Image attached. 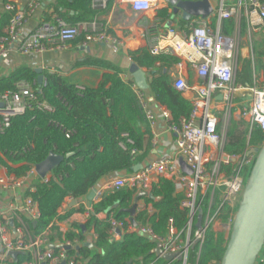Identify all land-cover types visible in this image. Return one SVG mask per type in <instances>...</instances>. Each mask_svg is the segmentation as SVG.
I'll list each match as a JSON object with an SVG mask.
<instances>
[{
    "label": "built area",
    "instance_id": "built-area-1",
    "mask_svg": "<svg viewBox=\"0 0 264 264\" xmlns=\"http://www.w3.org/2000/svg\"><path fill=\"white\" fill-rule=\"evenodd\" d=\"M45 1L28 0V14L18 10L14 3L4 7L6 11H13L14 16L5 36L0 38V60H6L13 50L24 56H39L49 51L62 50L80 37H84V47L89 44L107 45L115 54L124 48L123 39L114 36L107 26L99 24L97 18L71 26L56 16L53 21H42L34 31L23 34L25 24L30 17L41 11ZM116 1L129 6L134 13L160 17V0ZM108 2L94 0V8L104 9ZM166 4H169L168 0ZM245 13L256 17L258 25L264 29V0H240L234 7L222 4L217 12V30L208 24L198 25L195 22L188 29L182 30L171 19L167 22L170 24L168 28L167 23H155L148 33L147 48L152 55L167 54L180 59L174 68V88L191 104V115L188 119L173 121L171 112L165 106L149 99L144 90L133 85L139 105L153 132L162 122L166 130L175 135L173 153L142 165L131 175L124 172L113 175L103 187L93 189L95 204L101 201L105 193L121 188L135 190L137 196L145 193L149 197L153 184L163 178L174 182L177 192L184 195L181 206L187 211V222L178 228L174 219H169L164 235L157 234L149 221L136 224L135 220H131L127 229L125 222L114 217L108 219L111 242L120 241L127 229L156 245L154 258L145 264H199L208 231L215 229L226 205L235 208L240 201L245 181L243 171L254 162L256 154L251 147L243 155L227 154V132L233 121L245 122L249 127L248 145L255 128H260L264 133V83H259L257 79L250 35L247 47L254 72L253 84L237 82L241 38L239 32L234 36L224 35L220 25L226 18H235L240 24ZM188 67H191L198 80L194 85L189 84L184 73ZM36 83H23L14 92H0V104H3L0 108V133L9 128L12 118L23 115L30 107V102L37 100V94L46 85V79L43 78L42 85L35 90L33 86ZM218 96L222 99L219 100ZM39 109L53 112V108L45 103L39 104ZM154 136L157 137L156 134ZM37 175L35 167L25 177L19 178L12 174L0 176V264H14L24 254L29 255L30 260L23 264H86L78 258V253L69 254V251L78 252L81 246L78 239L56 246L50 242L47 232L32 234L30 225L38 223L41 218L38 203L28 195L35 192V186L28 190L27 195L22 191L31 183L30 178ZM51 175L41 180L47 183ZM68 200L76 201L72 198ZM145 207L138 208L137 212L146 210L149 215L154 214L151 204ZM92 213L93 208H86L82 213L85 222ZM200 215L202 217L198 226ZM100 216L97 215L98 220ZM229 223L232 224V220ZM86 233L89 238L84 244L93 245L98 239L95 230ZM158 248L161 252L159 255L156 254ZM14 253L18 255L14 256ZM165 256L174 258L166 260ZM258 260L264 264V247Z\"/></svg>",
    "mask_w": 264,
    "mask_h": 264
},
{
    "label": "trees",
    "instance_id": "trees-1",
    "mask_svg": "<svg viewBox=\"0 0 264 264\" xmlns=\"http://www.w3.org/2000/svg\"><path fill=\"white\" fill-rule=\"evenodd\" d=\"M54 1L56 13L71 26L90 22L97 14L94 0ZM111 1L109 0L108 6ZM7 4L8 0H1L0 8ZM13 16V11H0V38L5 36ZM168 16V11H161L163 25ZM243 18L240 31L245 35L247 26ZM236 26L235 18H226L222 20L221 31L226 36H232ZM82 39L76 41L82 42ZM129 56L133 64L150 74L149 92L154 101L171 112L173 121L188 119L192 112L191 104L174 88V68L180 63V59L167 54L154 56L147 47L130 52ZM86 64L105 67L112 73L103 76L102 84L97 89L84 90L69 84L57 73H44L46 85L37 94V100L30 102V107L23 115L12 118L9 128L0 133V169L4 168L10 175L21 178L44 162L51 153L64 157L72 154L53 170L47 183L39 179L35 192L28 194L38 203L41 212L36 227L30 225L32 234L47 232L51 243L56 240L65 243L78 239L81 242L78 252L69 251V254L78 253V258L86 264H145L154 258L156 245L127 230L131 221L128 210L133 207L137 197L135 190L121 188L110 191L104 194L100 202L93 204V213L84 223L86 232L94 229L98 236L93 248L84 244L87 233L82 226L71 224V230L67 233L58 226L60 223H69L75 214L86 211L85 206L80 205L70 207L61 214L67 199L85 198L106 177L122 172L128 175L135 173L137 167L143 165L151 149L150 143L145 141L150 131L146 126L144 113L131 86L119 77L121 70L105 62L90 60ZM255 70L264 71L262 55H256ZM37 78L35 70L22 67L0 79V92L17 91L22 82L33 84L37 82ZM253 79L252 62L244 59L237 74V82L252 85ZM33 88L39 89L38 83ZM41 103L51 106L53 112L39 109ZM245 127V122L231 123L226 138L227 154L243 155L250 147L261 149L264 146V133L258 127L251 133L248 145ZM256 159L257 155L254 162L243 171L244 187ZM141 199L146 205L152 204L155 212L152 215L146 210L136 212V224H146L149 221L159 235L167 232L169 219H174L178 228L186 224L187 211L181 206L184 195L177 192L174 182L160 179L153 184L150 196ZM241 200L242 198L235 208L228 205L223 208L219 216L221 222L229 223L232 220L233 228ZM116 204L117 208L112 209ZM101 213L106 214L107 218L98 220L97 215ZM111 217L126 224L127 229L120 241L111 242L109 239L108 219ZM230 237L231 235L226 239L223 233L210 229L199 264H221ZM28 260L29 255H20L14 264H23Z\"/></svg>",
    "mask_w": 264,
    "mask_h": 264
},
{
    "label": "crops",
    "instance_id": "crops-1",
    "mask_svg": "<svg viewBox=\"0 0 264 264\" xmlns=\"http://www.w3.org/2000/svg\"><path fill=\"white\" fill-rule=\"evenodd\" d=\"M27 1L28 0H8V3H14L18 10L28 14ZM209 1L213 8V14L210 16L208 20L202 18H193L190 22H185L182 20L180 15H175V16L173 15L172 8L169 6V4H166V0L164 1L165 3L161 5V7H159V10L168 11L169 16L167 17L166 23L172 19L173 21H175V23H177L179 29L182 30L188 29L191 23L195 22L198 25L203 23L208 24L213 30H217L219 28V21L217 16L218 9L221 8L222 4L226 7L237 6L240 0H209ZM55 6L56 4L54 0H46L45 6L41 9V11H39L38 13L34 14L32 17L29 18L28 22L24 26L23 34H28L34 31L42 21H53L56 16L61 18L56 13ZM94 9L97 11V14L94 17V19L97 18L99 24L107 26L110 32L114 36L116 35L117 37L123 39L124 48L120 49L118 54L113 53L111 48L108 47L107 45L89 44L87 47H84L82 45L84 42V37H80V39L83 38L82 42L73 41L69 43L65 49L49 51L39 56H31V55L24 56L13 50L8 55V58L6 60H0V79L4 77H8L11 73L22 67H29L35 71L40 69L42 70L43 77H44V73H57L64 78L65 76H68L70 74H73L74 72L79 71V73L81 74V77L79 78L80 82H76L75 84H72L69 83L66 78L64 79L69 84L76 86L80 90H84L86 88L97 89L102 84L103 76L107 73H112V71L106 69L105 67L97 66L94 64H86L87 61L91 60V61L105 62L113 65L114 67L119 68L121 70V74L119 75V77L124 83L131 86V89L133 90V85H135L136 83L132 74L130 73V68L133 63L129 56V53L148 47L147 45L149 39L148 33L149 31H151V28L155 23L162 24V19L161 17L155 18L154 14L140 15L138 13H134L129 6L120 4L116 0H112L108 8L106 7L103 9L97 7ZM4 10H5L4 7L0 8V11H4ZM71 14L73 13L71 12ZM158 16H160V14ZM243 19L246 20L245 22L247 26L246 34L242 35L240 31V26H238L240 25L238 21L235 31L232 34V36H234L237 32H239L241 38L239 44L240 58L242 57V61L244 59L250 60L248 58L249 51L247 47L248 46L247 44H249L247 40L250 35L252 43L255 45L257 55H262V61L264 62V29L261 28L260 25H258V19L256 17H251L249 14L245 13ZM220 29H221V25H220ZM240 66L241 64L239 60V69ZM141 70H143L146 73V79L149 84L151 79L150 74L148 73V71L144 69ZM256 72L259 83L261 84L264 83V71H256ZM184 73L185 75H187L189 84L194 85L197 83L198 80L191 67H188L187 72ZM21 84H23V82ZM145 92L148 95L149 99L152 100L153 98L149 90H145ZM146 126L150 131V135L146 136L145 141L147 144L148 142L150 143L151 149L143 165L148 164L151 161H155L161 158L163 155L172 154L176 139L175 135L169 133L166 130L165 125L162 122L159 123L158 128L154 132L150 128L147 121H146ZM154 134H156L157 137H155ZM7 175H9V173L7 172L6 169L4 168L0 169L1 177ZM111 177L113 176H109L102 179L93 189H96L97 187H103V185ZM39 179L40 180L42 179L40 178L39 175L35 176V178H30L31 183L27 185V187L22 192L25 195H27L28 190L31 187L35 186ZM88 195L83 199L76 200V203L74 205L72 204L73 201L67 199L65 205L61 209V214L66 212L70 207L74 208L80 205H84L85 208H87V210L91 209L93 207L94 200L93 199L89 200ZM145 206H147L145 202L142 199H140L138 203V208L146 209ZM104 218H105V214L101 213L100 220H104ZM85 220L86 218L84 214L78 213L75 214L69 220V223H60L58 224V226L64 233H67L68 231L71 230L70 229L71 224L82 222L81 225H83ZM54 244L58 246V244H61V241L56 240ZM256 264H261V262L257 260Z\"/></svg>",
    "mask_w": 264,
    "mask_h": 264
},
{
    "label": "water",
    "instance_id": "water-1",
    "mask_svg": "<svg viewBox=\"0 0 264 264\" xmlns=\"http://www.w3.org/2000/svg\"><path fill=\"white\" fill-rule=\"evenodd\" d=\"M169 6L172 8L173 15H180L182 20L190 22L193 18L207 19L213 14V8L209 0L199 1H184V0H168ZM170 24H167L168 28ZM38 74L37 82L41 86L43 82L42 70H36ZM136 85L141 90H149V84L146 79V73L141 70L136 64H132L130 68ZM221 100V96L217 97ZM3 104H0V108ZM254 154L257 155L256 162L252 169L249 180L243 189L242 200L239 210L235 216L232 233L229 244L221 264H256L258 256L264 247V146L259 149H254ZM72 154L66 157L51 153L48 158L41 164L36 166V172L40 178L45 179L46 176L53 172L65 159H69ZM142 167H137L139 170ZM136 170V171H137ZM95 196V191L92 190L88 199L92 200ZM145 193L139 194L134 201L133 207L128 210L131 220L134 221V216L138 209L139 200L146 197ZM76 201H73V205ZM117 208V204L112 209ZM202 214V211H200ZM199 216V223L201 220ZM37 222L33 223L36 227ZM84 232L85 227L82 225ZM121 235V232H118ZM90 248L93 245L85 244ZM69 249V248H67ZM160 249H156V254H160ZM17 256V253L13 254ZM174 256H165L166 260H171ZM180 260V259H178Z\"/></svg>",
    "mask_w": 264,
    "mask_h": 264
},
{
    "label": "rangeland",
    "instance_id": "rangeland-1",
    "mask_svg": "<svg viewBox=\"0 0 264 264\" xmlns=\"http://www.w3.org/2000/svg\"><path fill=\"white\" fill-rule=\"evenodd\" d=\"M165 0H160V3H162L161 5H163L165 2H164ZM218 8V7H217ZM217 8H215V9H217ZM219 10V9H218ZM247 42H250V41H248L247 40ZM243 44H245V43H243ZM248 45V44H247ZM252 45H253V53H254V58H256V49H255V45L252 43ZM244 47V46H243ZM242 47V48H243ZM240 60V64L242 63V57L239 59ZM258 74H259V72H258ZM81 77V74L79 73V71L78 72H74L73 74H70V75H68V76H65L64 78H66L67 79V81L69 82V83H72V84H75L76 82H80L79 81V78ZM246 130H247V133L249 134V127H248V125L246 124ZM246 186V185H245ZM243 188H244V186H243ZM243 190V189H242ZM244 192V191H243ZM243 192H242V194H243ZM242 194L240 195V199H241V197H242ZM81 223L82 222H80V223H75V224H77V225H79V226H81ZM65 228V227H64ZM215 230L216 231H218V232H221V233H223L224 234V236H225V238L226 239H228L229 238V236L231 235V230H232V224L231 223H223V222H221V221H218L216 224H215Z\"/></svg>",
    "mask_w": 264,
    "mask_h": 264
}]
</instances>
